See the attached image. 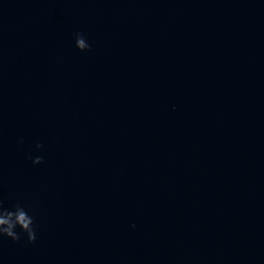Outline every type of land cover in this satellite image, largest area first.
I'll return each mask as SVG.
<instances>
[{"label":"water","instance_id":"1","mask_svg":"<svg viewBox=\"0 0 264 264\" xmlns=\"http://www.w3.org/2000/svg\"><path fill=\"white\" fill-rule=\"evenodd\" d=\"M0 200V264H264V0H0Z\"/></svg>","mask_w":264,"mask_h":264},{"label":"clouds","instance_id":"2","mask_svg":"<svg viewBox=\"0 0 264 264\" xmlns=\"http://www.w3.org/2000/svg\"><path fill=\"white\" fill-rule=\"evenodd\" d=\"M75 47L81 51L90 49V44L87 43L82 33L75 34ZM35 147L41 148L42 145L38 142ZM33 164H38L43 161L42 156L29 157ZM20 231L17 232L16 229ZM26 235L29 243L36 239V225L32 215L20 203H16L12 208L5 207L3 200H0V237L6 236L13 241H18Z\"/></svg>","mask_w":264,"mask_h":264}]
</instances>
